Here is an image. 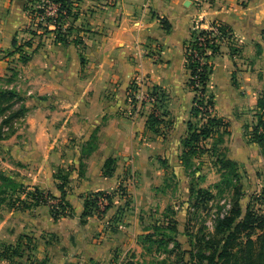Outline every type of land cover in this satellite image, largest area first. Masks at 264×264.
<instances>
[{"label": "crops", "instance_id": "obj_1", "mask_svg": "<svg viewBox=\"0 0 264 264\" xmlns=\"http://www.w3.org/2000/svg\"><path fill=\"white\" fill-rule=\"evenodd\" d=\"M25 1L0 0V75L7 67L1 51L13 48L14 36L29 22ZM77 1L72 33L80 30L84 47L72 35L69 43L57 42L51 24V31L43 34V49L33 54L32 66H43L33 80H43L39 94L49 100L32 106L28 155L36 166L21 179L60 198L57 171L71 168L66 200L73 212L55 219L50 204L0 202V245L23 235L32 238L30 247L22 239V256L14 261L0 258V264L44 259L46 264H102L130 243L136 222L126 223L125 213H119L126 199L117 195L104 217L94 214L83 221L84 195L113 192L123 184L139 210L146 205L144 195L162 186L169 173L180 175L195 98L185 47L194 29H208L216 20L229 24L232 35L213 58L207 92L215 96L214 114L230 123L228 156L245 164L258 155L260 147L244 134L249 119L242 113L255 107L257 93L247 72L242 86L233 74L241 48L248 51L262 38L264 0ZM153 85L168 94L170 126L162 124V132L148 124L154 105L129 98L132 87L138 96L148 94ZM89 137L94 139L92 150L80 154ZM69 139H75L71 147L66 145ZM109 158L116 160L113 175L103 173Z\"/></svg>", "mask_w": 264, "mask_h": 264}, {"label": "rangeland", "instance_id": "obj_2", "mask_svg": "<svg viewBox=\"0 0 264 264\" xmlns=\"http://www.w3.org/2000/svg\"><path fill=\"white\" fill-rule=\"evenodd\" d=\"M32 29L43 33L41 27L25 28L23 25L18 43L29 52L33 49L37 52L44 47L43 34L34 35ZM79 31L71 35L76 43L84 47ZM27 41H31L32 46ZM14 50L13 46L1 51L7 67L0 75V202L35 205V200L28 193L34 191L33 186L21 180L27 179L36 166V161L28 155L32 145L28 121L35 112H32V106L49 98L47 94H39L43 80H33L42 72V63L32 66L33 57L23 62L20 52ZM238 55L234 79L238 86H242L247 72L257 93L255 107L242 111L248 114L249 119L244 134L253 142L251 133L258 121V104L260 99L264 101V32L255 47L248 51L241 48ZM212 112H215L214 109ZM206 121L207 116L202 113L194 116L193 122L195 126L202 127ZM216 129L211 136L194 143L197 152L188 164H184L180 175L169 173L162 186H155L151 193H146L147 197L144 195L147 198L145 206L136 210L133 200L128 197L130 204L125 202L126 208L122 209L126 223L138 222L131 226L134 230L132 240L125 248L116 250L111 260L102 264H189L190 252L204 249L202 238L214 233L216 220L229 211L234 201L239 200L244 211L250 205L264 214V152L259 148L255 159L252 155V159L247 160L248 164H240L227 154L229 134H224L223 128ZM74 141L69 139L66 145L71 147ZM93 146L94 139L87 138L80 154H86ZM61 170L67 173L66 168ZM116 195L120 196V192ZM124 198L127 201L128 198ZM57 202V199L49 201ZM239 239L245 240V234H241ZM205 251L209 252V249L205 248Z\"/></svg>", "mask_w": 264, "mask_h": 264}, {"label": "trees", "instance_id": "obj_3", "mask_svg": "<svg viewBox=\"0 0 264 264\" xmlns=\"http://www.w3.org/2000/svg\"><path fill=\"white\" fill-rule=\"evenodd\" d=\"M52 1L59 4L57 16L55 17L46 15L45 7L41 4V0H27L24 9L28 12L29 22L24 27L34 28V25L41 27L43 33H37L35 29H32L31 32L34 35H42L50 32V25L54 24L56 41L69 43L71 33L75 28L73 22L78 18L79 14L75 6V0ZM162 20L168 28L171 27L167 19L164 18ZM210 27V29H194L192 37L185 47L187 66L191 72L189 84L195 91L192 112L194 116L204 113L207 116V121L202 127L195 126V123L192 121L188 122V134L183 140L184 151L181 155L183 164H188L191 156L197 152L194 143L211 136L214 128H217L216 130L223 128L224 134H230L231 132L229 121L212 112L215 108V96L207 92V87L214 69L213 58L221 52V46L225 37H231L232 28L229 24L217 20L213 21ZM214 27L218 28L221 33L220 36L214 34ZM217 38H219V41H216ZM18 41L17 33L13 38L14 51L20 52V58L23 62L32 59L36 50L33 49V51L29 52L24 48V45H19ZM27 44L32 46L31 41H27ZM235 52L236 48L231 47V53L234 54ZM133 90V87L129 90V98L135 102L137 99L136 93ZM150 93L155 97V102L154 109L148 116V124L155 131L160 132L162 124L167 123V126H170V121L166 119V116L169 114L168 94L159 85H153L150 88ZM258 107L260 110L258 121L253 127L251 140L257 143L264 152V101L262 99H260ZM228 161L234 164V161L231 159H228ZM115 162L114 158L107 159L103 170L105 175H113L115 173ZM70 170L71 168L68 169L67 173H63L60 169L57 173V178H59L58 187L61 191L60 198L54 196L50 191L42 190L38 186H34L33 192H28L32 199L35 200V205L40 203L50 204L51 212L55 219L71 215L73 212L71 204L66 200V185ZM119 192L121 197H130L127 188L123 184L113 192L96 191L85 194V208L81 215L82 220L84 221L94 214L98 217H104L106 211L113 206L116 194ZM103 197H106L108 202L101 207L99 200ZM50 199H57L58 202L49 203ZM126 202V204H130L129 198ZM24 205L27 206L28 204L25 202ZM122 209V206L119 207V213L122 212ZM117 218H120V215ZM243 233L245 234V240H240L239 238ZM23 238L27 239V243L25 244L30 247L32 238L23 235L15 243L1 244L0 258L14 261L16 257L22 256L24 246H26L23 245ZM202 239H204L205 243L204 249H199L198 251L192 250L190 252L191 261L189 264H264V214L258 213L250 205H247L244 211L239 200L234 201L229 211L227 210L218 217L214 233L210 237H203ZM205 248H208L209 252L205 251ZM46 263L47 259L31 261V264Z\"/></svg>", "mask_w": 264, "mask_h": 264}, {"label": "built area", "instance_id": "obj_4", "mask_svg": "<svg viewBox=\"0 0 264 264\" xmlns=\"http://www.w3.org/2000/svg\"><path fill=\"white\" fill-rule=\"evenodd\" d=\"M41 4H43V6L45 7V12L47 16H51V17H55L57 16V11L59 8V4L56 2H53L52 0H45L43 1ZM211 27H209L208 29H210ZM214 30V34H217L218 36H220V32L218 30L217 27L213 28ZM203 38V37H201ZM226 39V37H225ZM202 40V39H201ZM216 41H219V38L216 39ZM197 54V52H196ZM136 101H148L150 102L152 105H154L155 102V97L153 95H151V93L149 92L148 94L145 95H138L136 96ZM108 202V199L106 197L100 198L99 200V204L101 207H103L106 203Z\"/></svg>", "mask_w": 264, "mask_h": 264}]
</instances>
